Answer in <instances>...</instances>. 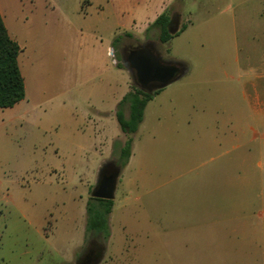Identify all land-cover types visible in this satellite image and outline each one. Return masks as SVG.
Returning a JSON list of instances; mask_svg holds the SVG:
<instances>
[{
  "label": "rangeland",
  "instance_id": "rangeland-1",
  "mask_svg": "<svg viewBox=\"0 0 264 264\" xmlns=\"http://www.w3.org/2000/svg\"><path fill=\"white\" fill-rule=\"evenodd\" d=\"M150 1L0 0L24 49L28 94L0 110V264H75L91 236L87 207L100 170L108 161L119 167L118 143L131 138L111 237L96 238L99 264H264V195L247 182L264 178V130L217 123L228 98L233 110L245 106L244 67L234 65L228 15L219 14L224 0H198L196 28L165 44L139 14ZM83 20L104 24L99 40L92 37L98 45L114 41L112 24L120 25L114 52L124 97L135 85L126 49L153 39L163 61L187 68L148 103L135 134L123 133L109 89L79 62Z\"/></svg>",
  "mask_w": 264,
  "mask_h": 264
},
{
  "label": "crops",
  "instance_id": "crops-1",
  "mask_svg": "<svg viewBox=\"0 0 264 264\" xmlns=\"http://www.w3.org/2000/svg\"><path fill=\"white\" fill-rule=\"evenodd\" d=\"M138 2L141 4L140 1ZM223 2L224 4L219 14L228 15L229 21L224 29H226L229 36L231 35V44L236 51L233 60L235 64H233L239 67V71L240 67H244V76L240 75V77L244 79V91L242 92L241 100L244 101L245 106L240 110H233V107L230 108L232 100L228 98L222 110V114L226 115L227 118L223 122L217 120V123L219 125H225L229 130H234V132L244 133L259 129L264 130V0H224ZM198 3V0H151L145 7H142L139 14L144 17L145 28L150 31L149 35H153V38H158L159 35L154 30L157 28H151V26L165 12H168L171 17L172 24L169 26L170 32L176 34L185 28L180 33V35H183L196 28L195 24L191 21L195 11L191 10L198 9L194 7ZM176 7H179V9ZM173 8L175 9L172 13ZM0 11L8 29L1 5ZM98 21L102 23L103 20L100 17ZM95 23L93 25L92 22L83 20V28L81 29L80 27V31L84 35V45L79 51V62L83 61L86 74L90 70L96 77H100L101 85L103 84L106 90L109 89L110 97L117 108L124 98V92L120 90V85L118 86V80L122 77V70L118 69L119 63L115 58L114 52V42L118 38L121 28L118 23H113L112 28L115 31L114 41L106 44L101 40L98 45L92 41V37L96 38V41L99 40L98 37L101 36L102 25L104 24ZM178 24L179 27H177ZM175 27L177 29L174 30ZM10 36L15 39L12 34ZM150 42L155 43L153 39L148 40V43ZM159 43L163 44L160 41ZM159 54L161 56L160 52ZM110 57L116 65L115 68L111 67L109 62ZM225 94L229 96L230 91L227 90ZM27 97L28 94H26L25 100ZM217 114H220V111ZM235 140H237V137L234 135L231 141ZM238 146L235 144L233 148L236 149ZM262 150L264 151V149ZM238 161L246 162L247 159L243 157ZM247 182L251 183L250 186L256 184L261 195H264V178L260 181L249 180ZM242 183V185L234 186L232 189L234 190L236 188V191H241L240 189L244 185V182ZM246 193L249 194L250 192ZM251 201L252 198L250 197L246 200L247 204H251Z\"/></svg>",
  "mask_w": 264,
  "mask_h": 264
},
{
  "label": "trees",
  "instance_id": "trees-1",
  "mask_svg": "<svg viewBox=\"0 0 264 264\" xmlns=\"http://www.w3.org/2000/svg\"><path fill=\"white\" fill-rule=\"evenodd\" d=\"M170 24L171 17L168 12H165L151 26V28L159 30L158 40L163 44L169 43L185 30L183 28L180 32L172 34L169 30ZM117 41L118 38L115 40L114 46ZM23 52L24 50L19 43L10 36L0 11V110L14 108L26 98L25 79L19 65V58ZM130 74L133 80L136 79L135 72L132 71ZM133 88L134 90L119 103L116 113L121 130L126 135L137 133L143 122L148 103L160 93L157 91L153 94H147L136 85ZM126 104H129L130 110L128 119L124 109ZM132 143L133 138L129 139L123 146L120 142L118 143V147L121 148L119 167L124 168L128 164L132 156ZM92 200L94 202L89 203L87 207L86 232L102 235L105 240H108L111 237L109 217L113 210V201L96 198H92Z\"/></svg>",
  "mask_w": 264,
  "mask_h": 264
},
{
  "label": "water",
  "instance_id": "water-1",
  "mask_svg": "<svg viewBox=\"0 0 264 264\" xmlns=\"http://www.w3.org/2000/svg\"><path fill=\"white\" fill-rule=\"evenodd\" d=\"M127 61L125 65L127 70L130 73L132 71L136 73L135 85L147 94H153L169 87L187 73L185 64L163 61L161 56L146 44L131 51L127 56ZM120 174L121 169L116 176L103 177L91 196L96 199L114 201Z\"/></svg>",
  "mask_w": 264,
  "mask_h": 264
},
{
  "label": "flooded vegetation",
  "instance_id": "flooded-vegetation-1",
  "mask_svg": "<svg viewBox=\"0 0 264 264\" xmlns=\"http://www.w3.org/2000/svg\"><path fill=\"white\" fill-rule=\"evenodd\" d=\"M146 45L151 47L153 50H155L159 54L156 46L153 43H151V42L146 43ZM139 47L140 46L132 48V49H126L123 51L122 57H123V61L125 62V64L128 63V61H127L128 54L131 51H133L134 49H137ZM119 170H120V168L114 162L108 161L106 164H104V166L100 170V176L98 179V183L105 176H110V175L116 176L118 174ZM98 183H97V185H98ZM91 198H93V197L91 196ZM101 237H103V236L102 235H95L94 233H91L90 239H88L86 242L87 244L85 246V249H84L82 256H80V258L77 260V262L75 264H99L102 252L97 249V247H99L100 244L98 243L96 238H101Z\"/></svg>",
  "mask_w": 264,
  "mask_h": 264
}]
</instances>
